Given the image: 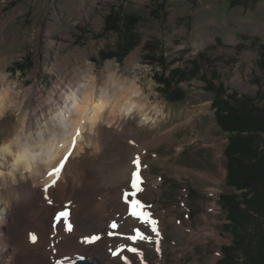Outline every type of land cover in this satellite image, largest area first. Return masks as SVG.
Returning <instances> with one entry per match:
<instances>
[{"label":"rangeland","instance_id":"obj_1","mask_svg":"<svg viewBox=\"0 0 264 264\" xmlns=\"http://www.w3.org/2000/svg\"><path fill=\"white\" fill-rule=\"evenodd\" d=\"M263 52L264 0H0V91L7 87L12 97L0 117V145L24 117L48 115L46 105L72 84L93 76L101 86L110 74L120 84L134 81L140 100L163 107V116L144 125L134 112L104 128L126 129L129 159L140 142L152 145L142 174L145 183L158 179L159 191L141 199L165 212L163 250L146 251L148 264H218L221 247L233 244L219 195L232 189L225 185L228 134L213 99L222 88L223 99L247 95L264 109ZM163 134L167 140L155 144ZM43 189L45 201L56 192ZM33 232L38 243L40 230Z\"/></svg>","mask_w":264,"mask_h":264},{"label":"bare ground","instance_id":"obj_2","mask_svg":"<svg viewBox=\"0 0 264 264\" xmlns=\"http://www.w3.org/2000/svg\"><path fill=\"white\" fill-rule=\"evenodd\" d=\"M115 75L107 76L101 86L97 85L93 76L70 85L61 96H55L53 104L46 105L48 115L34 120L33 112L20 120L14 135H10L9 129L3 132L10 136L4 139L2 145L7 144L13 155L23 151L29 160L30 171L21 178V168L13 169L10 166L13 155L0 154V168L6 169L4 172L0 169L3 175L0 176V264H73L80 257L91 260L93 264H125V258L127 264H141V255L127 248L118 255H112V251L120 245L137 248L142 254L143 264H148L146 251L160 253L163 250L160 216L165 211L159 210L156 204L148 206L142 201L148 206L145 210L157 222L158 236L147 226L141 225V230L152 240L130 241L123 236L109 234L113 231L110 227L112 223L119 224L116 231L127 234L140 227L136 220L128 216L123 197L125 191H132L131 173H139L142 190L137 196L140 198L146 197V191L158 190V179L145 183L142 174L146 171L143 156L152 145L140 142V154L136 151V155L129 159L126 129L120 127L121 130H117V125L115 129H105L104 122L110 125L122 119V113L135 109L133 113L147 120L144 125H155L158 117L164 114L163 107H150L146 100H140L141 89L134 81L123 79L120 84ZM9 91L7 87L0 91V117L9 107L12 98ZM20 92V89H14L13 93L17 96ZM57 113L60 114L59 118L54 119ZM167 138V134L160 135L155 144ZM68 153L71 154L57 183L48 188L56 190L54 196L49 197L52 201L49 204L39 192L44 185L57 179L49 173L59 166ZM134 159L139 160V165L132 163ZM103 170L107 171V175H103ZM110 179L114 182L111 183ZM153 198L151 196L149 200ZM60 211L69 212L67 220L70 231L65 230L64 218L59 221L55 219ZM16 221H21L22 226L17 228L19 224ZM38 229L39 242L28 244L30 235L26 231L35 235L33 231ZM47 235L48 246L44 242ZM92 235L100 238L93 243L83 242L85 237ZM32 244L38 251L36 254L31 253ZM96 252L101 253L102 258L97 259L94 255ZM75 253L82 256L75 257ZM162 261L161 258L155 259L154 264H161Z\"/></svg>","mask_w":264,"mask_h":264},{"label":"trees","instance_id":"obj_3","mask_svg":"<svg viewBox=\"0 0 264 264\" xmlns=\"http://www.w3.org/2000/svg\"><path fill=\"white\" fill-rule=\"evenodd\" d=\"M135 45H128L125 52ZM164 83L171 93L172 82ZM223 93L217 89L212 105L217 123L228 134L225 185L232 190L222 192L219 201L233 244L221 247L218 264H264V109L247 95L223 99Z\"/></svg>","mask_w":264,"mask_h":264},{"label":"snow or ice","instance_id":"obj_4","mask_svg":"<svg viewBox=\"0 0 264 264\" xmlns=\"http://www.w3.org/2000/svg\"><path fill=\"white\" fill-rule=\"evenodd\" d=\"M75 147V144L73 143V148ZM71 153H68L67 156L63 159V161L59 164V166L55 169H53L49 174L53 177H56L57 179H53L51 181V184H46L43 186L44 191L47 192L48 188L51 186H55L57 183V180L59 178V174L62 172V169L69 158ZM134 165H139V160L134 159L132 161ZM140 176L138 171H133L131 173V189L132 191L128 192L125 191L123 193V197L125 200V203L127 205V213L128 216L138 222L139 225H144L147 226L152 233H154L156 236L159 235L158 228L156 226V221L152 219L151 213L149 211H146L145 209L148 207L145 204H142L140 199L135 198L137 196V193H139L142 189L140 188ZM47 202L49 204L52 203V201L47 198ZM69 216L68 211H60L56 214L55 219L56 220H61V218H64V224H65V230L70 231V225L68 223L67 217ZM111 229L113 230L110 235H116V236H123L125 239L130 240V241H137V240H144V241H150L152 240V237L149 235H146L140 227H136L132 230V234H127V233H121L116 231L119 228L118 223H112L110 225ZM100 237L97 235H92L90 237H85L83 242L84 243H93ZM30 239L33 241L36 240L35 235L30 234ZM124 248H127L128 251H131L133 253H137L138 255H141V264H143V258L142 254L138 251L137 248L132 247L131 245H120L116 248L115 251H112V255H118L120 252L124 250ZM125 264H127V260L125 258Z\"/></svg>","mask_w":264,"mask_h":264},{"label":"clouds","instance_id":"obj_5","mask_svg":"<svg viewBox=\"0 0 264 264\" xmlns=\"http://www.w3.org/2000/svg\"><path fill=\"white\" fill-rule=\"evenodd\" d=\"M133 111H135V109H131L127 112H124L121 114V116L123 118H131ZM59 113L54 115V119L59 118ZM138 123L143 124V123H147V120L145 119V117L140 116L139 119L137 120ZM2 153H9L10 155H13L10 152V148L7 144L4 145H0V154ZM10 166L15 169L17 167L21 168V178H23L24 173L25 172H29L30 171V163L28 158L25 156L24 152H18L16 154L13 155V160L10 162ZM9 175H11V172L9 173Z\"/></svg>","mask_w":264,"mask_h":264},{"label":"water","instance_id":"obj_6","mask_svg":"<svg viewBox=\"0 0 264 264\" xmlns=\"http://www.w3.org/2000/svg\"><path fill=\"white\" fill-rule=\"evenodd\" d=\"M74 264H93V262L89 259H77Z\"/></svg>","mask_w":264,"mask_h":264}]
</instances>
